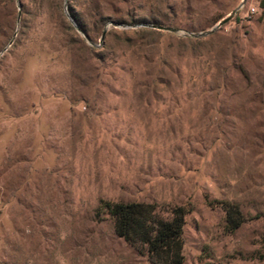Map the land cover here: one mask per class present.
Returning a JSON list of instances; mask_svg holds the SVG:
<instances>
[{
    "label": "rangeland",
    "instance_id": "1",
    "mask_svg": "<svg viewBox=\"0 0 264 264\" xmlns=\"http://www.w3.org/2000/svg\"><path fill=\"white\" fill-rule=\"evenodd\" d=\"M101 201L264 264V0H0V264H153Z\"/></svg>",
    "mask_w": 264,
    "mask_h": 264
},
{
    "label": "trees",
    "instance_id": "2",
    "mask_svg": "<svg viewBox=\"0 0 264 264\" xmlns=\"http://www.w3.org/2000/svg\"><path fill=\"white\" fill-rule=\"evenodd\" d=\"M77 21L75 15L70 14ZM80 28L83 29V27ZM99 215L113 221L116 234L133 246H144L153 264H184V226L187 210L179 206L171 209L168 218L162 217L154 204L142 202L101 201ZM228 222L233 229L243 223L237 209L228 211Z\"/></svg>",
    "mask_w": 264,
    "mask_h": 264
},
{
    "label": "water",
    "instance_id": "3",
    "mask_svg": "<svg viewBox=\"0 0 264 264\" xmlns=\"http://www.w3.org/2000/svg\"><path fill=\"white\" fill-rule=\"evenodd\" d=\"M245 1H246V0H244V2H245ZM239 9H240V8L236 9L235 11H233V12L231 13V15H230L228 18L222 20V21L218 24V26L215 27V28H213L212 30L207 31V32H204V33H199V34H197V35H196V34H192V36H206V35H209V34L213 33L218 27H220L221 25H223L224 23H226L227 21H229L230 19H232L233 16L239 11ZM70 19H71L72 24L74 25V27L77 29V31L80 32V33H82V31L80 30V28H79V26L76 24V22H75L72 18H70ZM151 27H153V28H158V29H160V30H166V31L174 32V33H177V32H178L177 29L169 28V27L154 26V25L151 26Z\"/></svg>",
    "mask_w": 264,
    "mask_h": 264
}]
</instances>
